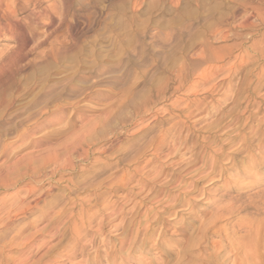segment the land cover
Wrapping results in <instances>:
<instances>
[{
    "label": "rangeland",
    "instance_id": "374dc122",
    "mask_svg": "<svg viewBox=\"0 0 264 264\" xmlns=\"http://www.w3.org/2000/svg\"><path fill=\"white\" fill-rule=\"evenodd\" d=\"M242 1L246 0H19L17 2L18 4H16V15L12 17L13 19L5 17L1 21L0 152L8 144L10 147H7V149L9 148L7 154L4 157H0V179H7V182H9L18 176H22L23 178L18 184L1 189L0 200L6 198L7 202L5 207H22L26 206V204L29 205V203L31 204L30 207H53L51 211L53 214L50 212L51 215H47V220L45 219L38 223L32 222L39 215V212L35 209L17 217V228L22 229L20 237L34 234L35 241L41 242L39 243L40 247L42 246L40 252L38 251L39 244L36 243L34 245L37 248L32 251V262L36 260L40 261L39 264H54L55 261V264H60L62 259L59 258L63 256V259H65V254L69 253L70 248L75 243L73 244L74 241L70 238L69 234L66 235L63 232L64 230L62 228L64 223L69 221L72 224V221H75L79 207L84 205L85 207H94L96 205L94 201L96 196L110 192L109 179L107 180L105 178L112 173V171L105 172L100 177L91 178L84 183L78 180L81 175L79 172L71 175L60 172V174L54 175L52 171L47 169L48 171L45 170L39 174L38 177L40 178L35 177L36 179H30L24 175V173L28 175L33 173L30 170L36 165L44 169V166H42L44 165V159L43 161L36 160L26 168L23 163L24 161L21 160L23 154L28 151H43L48 149V147L51 148L56 143L60 144L66 138L64 136H58L56 140L54 139L48 143H44L36 149L29 148L18 153L17 149L23 143L22 140H18L19 136L25 133L27 128L36 122L42 111L44 102H46L41 97L49 89L51 90L52 85H55V95H57L58 92H61L63 85L71 79L78 86L80 92L88 90L90 87L94 91L101 92L112 90L113 94H115L114 98L120 97L123 90L127 87H132L134 91H139L142 88L147 89V83L152 82L153 84H160L163 87L166 86L168 92L166 99L159 101L154 106L155 110H165L175 98H181V94H183H172L173 92L171 91L176 85L174 77L170 72L175 65V60L183 59V57L190 59L187 55L199 49V45L191 43L190 39L192 40L194 38L196 41L202 39L208 40L210 46L213 48H221L238 43L242 44L244 50L249 51V55L256 52L255 49H251V45L263 38L261 35L264 32V26L261 27L257 23L258 25L256 24L252 29L240 27V24L247 16V13L241 12L239 3ZM219 15L226 16L231 26H224V29L228 32L226 34L228 36L226 40L215 42L209 37L206 26L212 23ZM52 18L57 21L54 25L50 24ZM48 33L52 34V39L54 41L56 40L57 44H62V46L66 44L68 47H74L76 45L75 48L77 51L80 48L79 46H81V50L78 51L79 53L76 52L77 54H72V57L69 56L67 59H64L65 61H60L61 64L59 62H55L57 63L55 64L52 60L50 62V60L45 59V55L50 49L49 44L52 42V39L40 47L37 46L39 39H43L45 37L44 35ZM176 45H183L185 49L174 52ZM123 47L128 48L127 51L122 50ZM99 55H102L103 58L108 55L107 61L99 62L101 57ZM255 59L257 62L252 63V66L249 67L253 74L250 79L253 80L255 79V75L261 73V70L264 72V61L260 58ZM83 78H86V82L84 83L81 82ZM220 93H214L215 95L212 98H208L207 101L209 102L211 99L216 100ZM78 95L75 94L74 97ZM262 95H264V86L259 93V96ZM91 98H85L84 104H89L92 101ZM256 101L259 102L260 99L257 98ZM102 103L107 104L109 101L100 102V104ZM245 106L246 103H242L239 109L242 111ZM173 113L176 114V112ZM57 116H59L58 113L52 114L48 118L51 119ZM245 116L247 115H242L243 122H245ZM219 117L211 118L208 122H214ZM206 123L207 121H204L203 124L197 125L196 129ZM258 124L257 120H254L250 122L249 126L252 127V130H256ZM249 126L242 134L243 137L247 138L248 143L250 142L247 144V152H241L239 154L240 157L238 155L232 157V159H236L235 161L237 163L230 167L227 166L226 172L214 180L216 183L212 188L205 190L204 187L208 183L201 182V185L199 184L197 188L202 191L204 190V194L193 198L190 206L185 205L184 207L177 208V211H180V222L175 224L173 221H169L172 220V216L167 218L168 221H166L169 225L165 224L167 230L163 237L164 241L161 248L153 251L150 249L158 235L155 233L152 241L148 243L145 252L140 254L136 251L134 257L130 259L126 258V255H123V260H117L116 264H150L152 261L158 264L163 260L161 258H164V263L170 262L169 264H171L175 262L173 254L180 251L182 246L184 247L189 243H193V241L194 243L197 241L201 242L204 238L203 240L212 243L225 239L227 236L237 238V235L239 236L245 233L246 227L249 224H255L256 221H260V224L264 226V127L262 135L255 138ZM62 128V125H54L53 127L42 125L33 134V137L41 138L53 130H62ZM137 128H140V126H131L122 131L116 128L113 134H108L107 137L102 138L97 146L102 149L110 148L113 150L114 148V150L110 154L92 155V160L112 162V158H115V156L117 158L116 154L121 150L130 148V145H134L131 144L132 134ZM250 132L251 135L249 134ZM207 135V132L201 131L196 136L202 138ZM147 140L149 141V139ZM147 140L136 142L137 145L134 147L137 148L138 152L144 151V148H147L146 146L149 143ZM232 141L233 145L230 147L227 145L225 152L238 149L242 143L239 138L235 139L232 136L224 144H229ZM11 150H14L12 152L16 155L12 154ZM147 153H144V159L149 157V153ZM135 154L137 152L130 154V157ZM252 161H255L256 164L250 165L249 163H252ZM91 162L88 168L89 166L91 167ZM177 162L178 159H175L174 163ZM226 162H229V160ZM199 165L201 166L202 164ZM77 166L78 168H84L81 163H78ZM114 170H116L114 177V180H116L125 170L128 171L129 168L119 166ZM41 177L44 178L42 179ZM189 178L187 176V179L181 183L182 186L189 182ZM193 179L196 180L197 178L195 179L193 177ZM77 182L78 185L76 187L74 184H77ZM98 182L100 185L94 188L96 184H99ZM178 184L181 186L180 181L175 186ZM127 186L131 187L132 185ZM175 195L178 196L179 194L176 192ZM222 195L227 196L226 198H222ZM39 196H42V198L35 205L33 201ZM110 196L104 199L105 203L103 202L98 206L105 207L111 202L116 203V205L114 204L115 207L117 205L121 207L120 205L124 194L120 191ZM179 197L181 198V195ZM163 198L164 195H161L159 200ZM96 199L100 202L99 198ZM136 201L138 200L136 199ZM175 203L177 204L175 201L165 204L163 207H170L175 205ZM129 204L131 205V203ZM152 204L148 203L143 205V207H157L155 204ZM130 205H127V207H130ZM238 207L242 211L239 210L236 214ZM62 209H65L68 215H70L68 216L65 212L66 215L63 219L58 223H53L51 228L46 229V226L55 217V214H58ZM222 211L225 212V215H222V219L216 222L214 221L215 224H211L206 232H200L204 224L212 223L215 215ZM226 213L230 214V216ZM50 217L52 219L51 221L49 220ZM106 221L109 222L108 220ZM94 228L95 226L93 230H95ZM225 229L227 230V234H224L226 232ZM109 230L110 227H107L103 230L104 236L99 235L94 239H83L81 237L82 243L80 242V249L78 248L75 252V255H78L76 256L77 259L75 258V260L73 259L70 262L67 261L64 264H72V262L73 264H87V260L94 256L95 249L108 252L111 247L107 246L108 248H106L103 245L101 246L102 241H112V244H116L113 236L122 232L120 230L117 233H111L108 232ZM14 233H11L10 236H14ZM221 234L223 238H220ZM141 237L142 235L140 239ZM44 243L46 244L44 245ZM88 243H92L93 247H86V251L81 254V245ZM66 246H69V248ZM127 249L128 247L125 246L122 254L127 252ZM201 249L197 251V253L199 252L198 254H204L205 250ZM168 251H170L169 254H166ZM14 252L15 250L9 251L7 255H12ZM197 253L196 251L194 252V254ZM56 257L58 261L54 260ZM77 261L80 262L77 263ZM106 263L108 264V262H103V264Z\"/></svg>",
    "mask_w": 264,
    "mask_h": 264
},
{
    "label": "bare ground",
    "instance_id": "6f19581e",
    "mask_svg": "<svg viewBox=\"0 0 264 264\" xmlns=\"http://www.w3.org/2000/svg\"><path fill=\"white\" fill-rule=\"evenodd\" d=\"M18 1L0 0V26L1 21L5 17L12 18L16 15V4H18ZM239 5L241 12L247 13L240 27L252 29L257 23L261 27L264 26V0H254V2L253 0H246L240 2ZM56 22V19L52 18L50 24L54 25ZM225 25L231 26L226 16L219 15V17H216L212 23L206 26L209 37L215 42L225 41L228 37L226 35L228 32L224 29ZM44 36L43 39H39L37 43L38 47L53 38L51 33ZM261 37L263 38L260 41L254 42L251 45V49H255L256 51L252 55L248 54V50H244L242 44L235 43L221 48H213L210 46L208 40L202 39L196 41L192 37L193 39H190V42L198 44L199 49L187 55L190 59L183 57V59L175 60V65L174 67L172 65L173 68L170 70L176 84L171 90L172 94H183H181V98H175L165 110H155L154 106L159 101L166 99L168 93L166 86L163 87L160 84H153L152 82L147 83V89L142 88L139 91H134L132 87H127L123 90L120 97L114 98L115 94H113L112 90L101 92L94 91L90 87L88 90L80 92L78 86L71 79L63 85L61 92H58L57 95H55V85H52L51 90L49 89L41 97L46 102H44V106L36 122L30 125L25 133L19 136L18 140H22L23 143L18 147V153L29 148L36 149L44 143L56 140L58 136L66 138L60 144L56 143L52 147L50 146L51 148L48 147V149L43 151H28L23 154L21 160L24 161L23 163L26 168L36 160L43 161L44 159V165L41 164L44 166V169L40 166L37 167V165L31 166L30 171H33V173H29L30 175L24 173V175L30 179H36L35 177L40 178L38 177L39 174L47 169L52 171L54 175L60 174V172L69 175L79 172L81 178L79 177L80 179L78 178V180L84 183L87 182L86 180L98 178L102 174H105V172L112 171L105 178L109 179L110 192L106 193L104 191V194L96 196V198L100 199V202L95 198L96 205L94 207H85L84 204V206L79 207L75 221H72V224L69 221L64 223L63 232L66 235L69 234L70 238L74 241L73 244H75L70 248L69 253L65 254V259H63V256L59 258L62 259L60 264L75 260L76 256H78L75 255V252L78 248L80 249L81 237L83 239H94L99 235L104 236L103 230L107 227H110L108 232L111 233L122 231L113 236L116 244H112V241H102L101 246L103 245L106 248L109 246L111 247L110 250L107 252L95 249V252L93 251L94 256L92 254L93 257L87 260V264H103L104 261L108 262V264H116L117 260H123V255H126V258L130 259L134 257L136 251L141 254L145 252L148 243L152 241L155 233L158 235L150 249L152 251L160 249L167 230L165 224L169 225L167 218L172 216V220L169 221H173L175 224L180 222V211H177V208L184 207L185 205L190 206L193 198L204 194V190L202 191L197 188L199 184L201 182L208 183L204 187L205 190L212 188L216 183L214 180L226 172L227 166L230 167L237 163L236 159L234 160L232 157L239 156L241 152H247V144L250 142L248 143L247 138L242 136L243 131L247 130L250 122L257 120L259 124L256 126V130H252V127L249 126L256 138L262 135L264 127V95L259 96L260 90L264 86V72L261 70V73L255 75V79L253 80L250 79L253 74L251 73V69H249L252 63L257 62L255 58H260L264 61V32ZM51 41L49 44L50 49L45 55V59L50 60V62L52 60L54 63H60V61L62 62V60L67 59L76 52L79 53L78 51L81 50V46H79L80 48L77 51L76 45L68 47L66 44V46L57 44L56 40L52 39ZM183 45H176L174 52L177 50L183 51L185 49ZM127 49L125 47L122 48L124 51H127ZM234 53L236 54L234 55ZM99 57V62H105L108 55L104 58L102 55H99ZM219 77L221 78L217 81ZM81 82H86V78H83ZM216 92H221L218 98L216 100L211 99L208 102L207 99L212 98ZM75 94L78 96L74 97ZM87 97H92V101L89 104H84V100ZM257 98L260 99L259 102L256 101ZM108 101L109 103L107 104H100V102ZM242 103H246V106L241 111L239 107ZM173 112H176V114ZM56 113L59 116L51 119L48 118L50 115ZM243 114L247 115L245 116V122L242 121ZM218 116L220 117L214 122H208L211 118ZM204 121H207V123L196 129L197 125L203 124ZM42 125L52 127L54 125H62L63 128L62 130H53L41 138L33 137V134ZM131 126H140L132 134L133 138H131L133 141L130 139L131 144L134 145H130V148L128 147L124 150L120 149L121 151L119 150L120 152L116 154L117 158L116 156L114 158L112 155V162L92 160V155L110 154L114 150V148L112 150L110 148L102 149L97 147L98 142L102 138L107 137L108 134H113L116 128L122 131ZM201 131L207 132L208 135L202 138L196 136ZM251 132L249 133L250 135ZM231 135L235 139L239 138L242 143L238 149L225 152L227 145H229L228 147L233 145V141L230 142L231 144H224L226 140L232 137ZM223 138L224 140H222ZM141 140H147L149 143L147 142L148 145L146 149L144 148V151L138 152L134 146L137 145L136 142H140ZM8 146L10 147L9 144ZM8 146L2 148L0 157H4L7 154ZM12 151L14 152V150ZM13 152L12 154H14ZM134 152H137V154L130 157V154ZM145 152L149 153V157L144 159ZM9 154L11 153L9 152ZM175 159H178L177 163H174ZM228 160L229 162H226ZM90 162L92 165L88 168ZM78 163H81L84 168H78ZM199 164L202 165L200 166ZM249 164L255 165L256 162L252 161ZM119 166H126L129 170H125L118 179L114 180L116 171L114 169H117ZM184 173L187 174L184 175ZM187 176L190 177L189 182L182 186L181 183L187 179ZM193 177L197 179L194 180ZM22 178V176H18L9 182H7V179H0V190L18 184ZM179 181L181 186L179 184L175 186ZM130 184L132 185L131 187L127 186ZM74 185L77 187L78 182ZM98 185L100 183L96 184L94 188ZM120 191L124 194L121 207H118V205L115 207L114 204L116 205V203L111 202L105 207L98 206L105 201L104 199ZM176 192L181 195V198L179 195H175ZM161 195H164V198L159 200ZM42 196H39L34 201L32 200L33 203L37 205ZM226 196L222 195L221 197L226 198ZM175 201L177 204L163 207L165 204ZM6 202V198L0 200V264H30L32 262V251L37 248L34 245L41 242L35 241L34 234L20 237L22 229L17 228V217L35 209L39 212V215L32 222L38 223L45 219L47 220V215H51L50 212L53 210V207H30L31 204L29 202V205L26 204V206L22 207H5ZM129 203H131L132 207ZM148 203H153L157 207H143V205ZM127 205H130V207H127ZM239 210H241L240 207L237 208L236 214ZM223 211L215 215L212 223L204 224L200 232H206L211 224H215L217 220L222 219V215L225 213ZM65 212V209H62L58 214H55L53 220L50 217L49 220L52 221L46 226V229L51 228L53 223H58L63 219L67 213ZM227 215L230 216V214ZM93 225L95 226V230H93ZM11 233H14V236H10ZM224 234H227V230ZM220 238H223L222 234ZM203 239L201 242L197 241L194 243L193 241V243H189L184 247L182 246L180 251L173 254L175 262L171 264H264V226L260 224V221H256L255 224H249L246 227L245 233L237 235V238H233L232 236L225 237L226 244L225 239L215 240L216 242L212 243ZM81 246V254L86 251V247H93L92 243ZM125 246L128 247L127 252L122 254ZM38 247V251L40 252L42 246L40 247L39 244ZM66 247L69 248V246ZM201 248L205 250L204 254L197 253ZM13 250H15L14 254L7 255L9 251ZM88 250L87 252H89ZM34 251L36 252V250ZM195 251L197 254H194ZM169 252H166V254H169ZM161 259H159L161 261L158 264L170 263H164V258ZM54 260L58 261L57 257ZM33 262L31 264H39L40 261ZM79 262L77 261V263ZM156 263L152 261L150 264Z\"/></svg>",
    "mask_w": 264,
    "mask_h": 264
}]
</instances>
